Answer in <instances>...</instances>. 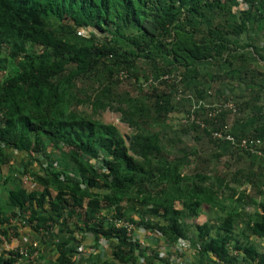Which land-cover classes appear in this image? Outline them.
Returning a JSON list of instances; mask_svg holds the SVG:
<instances>
[{"label": "trees", "instance_id": "trees-1", "mask_svg": "<svg viewBox=\"0 0 264 264\" xmlns=\"http://www.w3.org/2000/svg\"><path fill=\"white\" fill-rule=\"evenodd\" d=\"M242 2L234 10L235 0H0V167L10 159L22 164L21 170L9 165L5 177L0 233L9 239L25 224L41 237L56 229L65 237L52 242L51 264H79L72 257L77 232L92 236L84 257L89 264L141 258L171 264L155 248L144 250L128 233L129 223L169 245L185 241L198 254L185 264L206 257L214 264H264V252L246 234L264 239V99L256 103L264 93V0ZM138 61L146 65V90L134 72ZM222 62L228 64L224 74L201 70ZM127 78L135 92L121 86ZM215 80L244 83L252 94L241 101L220 97L212 91ZM193 98L197 108L174 130L169 115L175 103ZM230 100L235 111L223 105ZM213 104H220L216 116ZM106 110L119 114L130 133L95 118ZM228 114L242 126L235 138H259L260 151L215 135L229 123ZM247 122H254L253 130ZM188 129L197 140L205 134L211 151L227 143L257 167L228 170L216 183L205 172L183 174L189 156L201 153L179 146ZM33 153L38 170L29 168ZM26 172L38 186H23ZM242 184L251 190H237ZM232 199L237 207L228 211ZM204 208L220 211L218 220L195 222ZM73 216L81 222L69 224ZM99 239L111 243L109 255H101ZM18 257L5 250L0 264ZM37 258L31 261L38 264Z\"/></svg>", "mask_w": 264, "mask_h": 264}, {"label": "rangeland", "instance_id": "rangeland-1", "mask_svg": "<svg viewBox=\"0 0 264 264\" xmlns=\"http://www.w3.org/2000/svg\"><path fill=\"white\" fill-rule=\"evenodd\" d=\"M244 3L242 2V0H235V4L233 9L234 10H238L240 8H243ZM94 32V30H93ZM5 53V50H4ZM227 65L225 63H221V64H211V65H203L201 67V70L203 71H207L210 72L212 74H224V72L227 70ZM262 68H264V66L262 65ZM147 71L146 69V65L144 62L142 61H138L136 68L134 69V72H136V74L139 76V79L141 80V82L144 81V90L147 89L148 86H150L149 84H146L145 79H144V75L145 72ZM5 75L4 72L0 73V79ZM225 78V77H224ZM130 79L134 80V77H131ZM129 79L127 78L126 81H124L121 86H124L125 88L127 87V89L130 92H135V88L134 86L131 84L130 81H128ZM226 80V79H225ZM226 83H228L227 81H222L218 82L215 80V82L213 81L211 86L212 87V91H215V94L220 97H224L228 94V91H226L227 89L225 88ZM235 92V91H234ZM240 91H236L235 93H229L231 94V98H235L238 96ZM235 96V97H234ZM206 102H209L208 99L206 100ZM218 103V102H217ZM175 109L170 113V119H172L171 121V125L172 127L175 129L178 128L179 124H183V120L185 119L186 115L193 110L194 108H197V102L195 101V99H191V100H181L178 99L177 103H175ZM209 109L211 110L210 105H208ZM206 108V107H205ZM201 109V108H200ZM209 110V111H210ZM205 111V110H204ZM212 111H210L211 114ZM200 113V112H199ZM218 113L215 112L214 114H211L212 116H216ZM194 115V113H192ZM190 115V114H189ZM210 115V116H211ZM235 116L228 114L226 115L225 119L227 122V124H225V126L223 127V132H218V134H220V138L223 140H226L223 138V136H225L227 134V132L229 134L232 133L233 134H239L240 133V128L242 127L241 124H235ZM95 118L100 119L101 121L104 122H113L114 124H116L120 130V132L122 134H127L130 133L131 128L127 125V123H125L124 121H121L119 114H116L112 111L106 110L103 112L98 113L97 115H95ZM193 119V118H192ZM224 119V116H217L216 118V122H221V120ZM249 122V121H248ZM247 122V123H248ZM253 125L254 122H250L246 125L247 128H249L250 130H253ZM228 128V129H227ZM225 129V130H224ZM204 134V133H203ZM194 131L192 129H188V131H185L182 133L181 135V141L178 142L180 147H183L186 149V151H188L189 153L192 150H197V148L199 149V151L201 152L200 154H194V156L190 155L189 156V160L187 161V163L183 164L181 166V170L183 172V174H194L196 172H205L206 175L212 176V181L214 183L217 182V178L221 179L222 175L228 171L231 170L232 172L234 170H236L237 168L239 169L241 166L242 171L241 172H247L250 168L249 167H257L256 164L252 165L250 164V160L249 158L239 152V150L233 149L231 147H228L229 145L226 143L224 144L223 142L220 143V141L218 142L217 146H214V151H211V147L208 146V143L206 142V135L204 134L203 139L201 140H197L194 137ZM234 136V135H233ZM236 137V136H234ZM213 147V146H212ZM48 153L52 152L53 155H56L58 153V151L56 149L54 150H50V148H47L46 150ZM37 155L33 153V157L31 160H29V168L31 170H38L39 164L37 160H34V157H36ZM40 162H43V167L46 168L48 166V159H44V157L42 155H38ZM9 163H2V166L0 167V198H3L5 196V192H4V188L5 187V177L8 174V168L9 165L14 166L13 168H15L16 170L19 169L21 170V162L20 161H16L15 159H10ZM49 167V166H48ZM241 172L239 173V175L241 174ZM28 176L32 179L33 182H35L36 186L37 183L35 181V179L33 178V176L29 173H23V175L21 174L20 177L22 178V176ZM22 180V179H21ZM11 183V182H10ZM10 183H8V185H10ZM23 186L29 190V182H25L23 183ZM237 183H233V185L236 186ZM246 189V192H249L251 190L249 185H245L242 184L240 185L237 190H241V189ZM253 190V189H252ZM175 205L180 208L181 204L179 202H174ZM237 207V202L235 200H227V210L230 211L232 208ZM240 206V204H239ZM244 210L246 212H249L251 214H255V209L252 206H247L244 208ZM113 211H110L108 213V215L110 213H112ZM204 216L200 215L198 216L194 221L197 223H202L205 220H208L210 218L211 221H215L218 220V217L221 215V212L218 211L217 209L213 210H208L206 211L204 208ZM79 215V214H78ZM151 219H154V215L150 216ZM67 222L69 224H79L81 222V218L77 219L76 216H73L71 218L67 219ZM129 224V223H127ZM132 226V229L130 231V234L136 239L139 240L141 246H144L147 249H153L155 248L156 252H160L163 248H166V240L164 237H162L161 235H159L158 233H153V232H149V236L150 238L146 237V232L142 233L141 230H139L138 227L134 226L133 224H129ZM244 225H242L243 227ZM20 232H19V231ZM17 230V234L12 233L10 234L9 240L5 239L6 243H7V247H10L9 244H11V246H15L16 244L20 243V239L22 236L21 230L18 229ZM21 233V234H20ZM27 233L28 237L31 240H34L38 243L39 246V254L37 260H38V264H51V262L54 260L55 257V253L52 249V242H57V240H61L65 237L64 234H60L56 232V229H53V231L47 233L44 237H41L39 234H37L36 232H34L33 230L30 229V231L25 230V232H23V235ZM151 234V235H150ZM246 234L248 235V239L250 242H252L253 244H255L257 250L264 252V239L263 238H259L256 237L254 235H252L251 233H249L248 231L246 232ZM77 237L80 238L79 239V244H77V252H72V257L77 259L79 264H86L87 262L85 261V258L83 256H85L86 254L90 253L92 248V244H93V239L92 236L90 234H85L84 237H81L80 233H76ZM140 237V238H139ZM146 239L150 240V244L146 241ZM242 239V238H240ZM153 240V241H151ZM147 243L149 245H147ZM111 243L104 241L103 239H99L98 241V248L101 252L102 256H107L110 254V249H111ZM4 246V245H3ZM150 246H154V247H150ZM7 247H0V253L3 252L4 250H7ZM184 251H188L187 253H184ZM176 254H180L177 257H174L177 262L173 261L172 263L176 264H184V262H195L198 259V254L195 252L194 248H191L190 250L187 249L186 247H183L182 250H178L176 249ZM41 255V257H40ZM182 255H185L182 258ZM185 259V260H184ZM36 260V259H35ZM35 260L31 261L29 260L28 262H23V264H34ZM203 260V259H202ZM179 261V262H178ZM86 262V263H85ZM201 264H214L211 258H207V261L203 260L201 262Z\"/></svg>", "mask_w": 264, "mask_h": 264}, {"label": "built area", "instance_id": "built-area-1", "mask_svg": "<svg viewBox=\"0 0 264 264\" xmlns=\"http://www.w3.org/2000/svg\"><path fill=\"white\" fill-rule=\"evenodd\" d=\"M79 34H84L85 31L84 30H80L78 32ZM220 104H213V109L211 110V114H214L215 112H217V107ZM224 106H227L229 108H232L233 111H235V106L233 104V102L227 101L225 104H223ZM192 119V116H191ZM217 137H221L220 134H215ZM224 139H226L230 144H235V145H240L244 148H252L254 151H260V149L257 148V144L260 142L259 138H247V137H242V138H235L232 134H229L227 132V134L225 136H223ZM21 182L25 183V182H29V189H33L36 187L35 182L32 181V179L28 176H22L21 178ZM26 187V186H25ZM26 219V218H25ZM24 222H26V220H23V224H25ZM27 223V222H26ZM126 227H127V231L128 233H130L132 226L125 223ZM0 240L4 243L5 242V238L0 234ZM7 247V245H5ZM187 244L185 241H180L179 247L183 248L186 247ZM13 249L14 251H16L19 254V257L17 258V260L13 263V264H22V261L25 259H29L32 260L34 258L37 257L38 254V244L37 242L31 240L28 237V234H24L21 236V244L16 247H7V250H11ZM136 264H147L144 260V258H141Z\"/></svg>", "mask_w": 264, "mask_h": 264}, {"label": "crops", "instance_id": "crops-1", "mask_svg": "<svg viewBox=\"0 0 264 264\" xmlns=\"http://www.w3.org/2000/svg\"><path fill=\"white\" fill-rule=\"evenodd\" d=\"M258 62L259 63H261L262 62V60L261 59H259L258 58ZM227 66H228V64H226ZM226 66V67H227ZM225 88L227 89L226 91H228V95L229 96H231V94H229V93H235L236 91H240L239 92V94H238V96L237 97H235L234 98V100H247L248 98H249V96L252 94L251 93V90H250V88L248 87V86H246V85H244V83H226V85H225ZM235 91V92H234ZM259 94H260V98H259V100H257L256 101V103L258 104V105H261V104H263V99H264V93H261V91L259 92ZM261 122H264V119L261 121ZM248 123H246L245 125H244V127L247 125ZM206 210V209H205ZM200 215H202V216H204L205 217V215H204V212L202 213V214H200ZM199 215V216H200ZM23 224V223H22ZM20 230H21V233H22V235H23V232H25V230H27V231H30V228H29V226L28 225H26L25 224V226H21L20 228H19ZM19 231V230H18ZM20 232V231H19ZM142 233H144L143 231H141ZM13 233V232H12ZM20 233V234H21ZM1 234V233H0ZM25 234H27V233H25ZM5 239H7L3 234H1ZM151 235V234H150ZM8 236L10 237V234H8ZM146 237H148V238H150V236H149V231H146ZM140 238V237H139ZM7 240H9V239H7ZM20 241H21V239H20ZM34 241V240H33ZM57 241H59V240H57ZM146 241L150 244V240L149 239H146ZM151 241H153V240H151ZM36 242V241H35ZM167 242V241H166ZM147 243V245H149ZM21 244V242L20 243H18V244H16L15 246H11V244H9V246L10 247H13V248H16V247H18L19 245ZM38 244V243H37ZM4 245V246H3ZM5 245H7V243H6V241L3 243L1 240H0V247H6ZM150 247H154V246H150ZM147 248H145L144 247V250H146ZM176 249H178L179 251H180V247H179V245H169L168 243H166V248H163L160 252H157V254L156 255H158L159 257H161V258H163V260H165V261H168L169 263H171V264H174L175 262H177V260L174 258V257H177L178 255H180L179 253L178 254H176ZM11 250H13V249H11ZM5 251V250H4ZM3 251V252H4ZM188 251H184L183 252V254L184 253H187ZM38 254H39V246H38ZM38 254H37V256H38ZM181 256V255H180ZM185 255H182V258L184 257ZM83 257H85V256H83ZM207 258L208 257H206V258H202V259H204L205 261H207ZM185 260V259H184ZM173 261H175L174 263H172ZM179 262V261H178ZM86 263V262H85ZM86 264H89V263H86ZM176 264H179V263H176ZM184 264H185V262H184Z\"/></svg>", "mask_w": 264, "mask_h": 264}]
</instances>
